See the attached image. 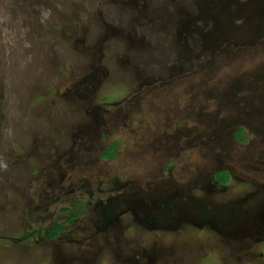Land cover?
Segmentation results:
<instances>
[{"label":"rangeland","instance_id":"1","mask_svg":"<svg viewBox=\"0 0 264 264\" xmlns=\"http://www.w3.org/2000/svg\"><path fill=\"white\" fill-rule=\"evenodd\" d=\"M114 178L207 208L264 184V0H0V264H264V211L95 229Z\"/></svg>","mask_w":264,"mask_h":264},{"label":"flooded vegetation","instance_id":"2","mask_svg":"<svg viewBox=\"0 0 264 264\" xmlns=\"http://www.w3.org/2000/svg\"><path fill=\"white\" fill-rule=\"evenodd\" d=\"M238 129L246 137L244 129L238 127L234 130L232 138L234 142L241 144L244 141H236L235 138ZM174 136L177 138L178 133ZM224 172L227 176L229 175L228 172ZM207 180H212V184L205 183L206 186L203 189L206 190V195H210L214 192L223 191L228 177L224 183L222 180L220 181L216 178V174ZM172 182L173 179H171ZM130 183V181L119 182L118 179L114 178L108 181H101L93 191L90 189V185L87 186L90 188L83 193V197L85 198L86 206H92L93 214L97 215L95 229H99L100 227L104 229L110 221H117L119 216H122L126 212H130L135 224L144 229L174 226L175 223H182L184 221L185 223L192 221L191 224L195 225L197 223L198 226L209 221L213 225L237 226L248 229V227H252L253 222H255L253 220L259 216V213L264 211V184L259 186L257 185L258 183H255L253 186L254 192L246 194L240 198L239 202L223 205L221 203L219 205L209 204V208H207V203L203 202L199 204L193 202L190 194L187 192L185 194V191L179 193L167 191L170 188L172 189V187L174 188L170 184L166 186V192H152L149 196L142 197L141 200H132L130 194L124 193ZM210 186L213 188V191L208 194L211 190L208 189L211 188ZM172 196L174 197L171 198Z\"/></svg>","mask_w":264,"mask_h":264},{"label":"trees","instance_id":"3","mask_svg":"<svg viewBox=\"0 0 264 264\" xmlns=\"http://www.w3.org/2000/svg\"><path fill=\"white\" fill-rule=\"evenodd\" d=\"M115 147H116V145L113 144V145H111L110 148L114 151ZM114 154H115V152L113 154H105V155L103 154V158L109 160V159H111L113 157ZM225 181H226V179L223 180L222 182L224 183ZM69 213H70V215H69L67 221H71V220H73V219H75L77 217L76 214L73 213V211H70ZM61 226L62 225H60V224L52 226V228L50 230L49 237L53 238L55 235L60 233L62 231Z\"/></svg>","mask_w":264,"mask_h":264}]
</instances>
